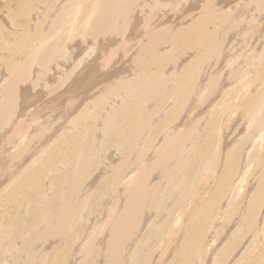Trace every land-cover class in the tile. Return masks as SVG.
I'll list each match as a JSON object with an SVG mask.
<instances>
[{
  "label": "rangeland",
  "instance_id": "rangeland-1",
  "mask_svg": "<svg viewBox=\"0 0 264 264\" xmlns=\"http://www.w3.org/2000/svg\"><path fill=\"white\" fill-rule=\"evenodd\" d=\"M30 1L28 0H25V1L24 0H0V18H1L0 19V84H2L0 85L1 88L4 86H8V85L11 86L13 84L12 78L7 76V75L11 76L10 75L11 72L10 70H8L7 66H4L6 65V63L4 64L3 60L5 59H3V57H5L6 59L7 58L12 59V60H17L19 58L18 60L23 61L24 58L22 57L24 53L26 54L28 52L29 50L27 49L29 48L28 46H31L33 43L32 41L30 42L29 38H27V36L31 37V35L29 36V34H36L38 35V37L39 36L44 37L46 35L44 34V31L50 32V29H51L50 25L53 24L52 22H54L53 20L55 19V17L58 14H60L61 11H65V10L69 12L70 9H73L71 10L73 12L70 11L72 14L68 12L66 13V17H70L71 20L81 23L80 22V15L82 12L81 10L86 9V6L83 9L80 8L79 4H76L74 6L75 3H73L72 0H60V1L59 0H43L44 2L42 0L41 1L40 0H35V1L30 0ZM138 1L140 2L137 5L138 8H134L135 11L137 10L136 14L134 13L135 15H133L132 13V15L133 17L137 15V17H139L143 22L136 18L138 21L133 20L132 23L129 25L130 27L128 28V30H125L121 32L120 34H118L117 36H115L116 37L115 43L117 44L116 47L118 48L119 46L118 48L119 50L118 49L115 50L114 52L115 56H114L113 61L109 62L106 66H104L102 63V65L99 64V67H98V64H96V62L94 61L95 59H98L99 57L98 52L100 53L99 51L100 48L94 49L93 52L90 51V48H88L93 43L92 39L97 38L96 35H95L96 37L94 36L93 38H91L92 34H95L94 32L96 31L98 34H100L102 32V28L105 30L106 27L104 26L105 27L104 28L103 26H101L100 28L101 31L99 30V32H98V28H93L94 29L93 31L89 30L90 33L92 32L91 34L89 33L90 34L89 36L92 42L91 41L88 42V40H85V41L82 40L83 36L85 35L82 36L81 31H84L86 29H82L81 31L74 30V34L75 35L80 34V36L78 35L79 40H77L76 44L73 46L71 45V47L74 50L73 49L70 50L71 48L70 47L68 48V51L70 50L68 53L64 52L63 62H64V65H66V67L68 68L66 69V67L62 65L61 71L64 68L65 73L63 71L62 75H60L63 78V79L61 78L62 79L61 85H60V81H61L60 77L59 76L55 77L54 74H53L54 76L50 75L45 78H42V81H45L47 85H45V83L40 80L38 82L39 86H37V88H35L34 86L35 89H33L32 88L33 86H31L35 82L33 83L26 82L23 84L20 83L18 85L17 93H18V98L20 99L11 100L13 103L17 104V107L14 108V112L13 110L10 112L12 116L10 115L11 121L8 122L10 123L8 124L9 127L7 125L2 126L5 128L2 130V127L0 124V128H1L0 131L2 130L0 132V161L2 160L6 161V163L2 165V167L4 166L2 168L3 171L1 170V172L3 173H0V220H1L0 224L2 225V226L0 225L1 226L0 228V264H50L54 262V261L52 262V260H53V257H56L55 253L57 251L63 252V255H64V259L61 261L60 264H83V263L84 264L85 263L86 264L87 263L88 264H105L104 262L105 257H108L107 253L105 252H108V246L106 242L102 241V239H104V237L106 236V232L105 231L101 232L99 229L100 231L99 233L97 231L98 226H96V224L99 225L100 224L99 221H103L108 215L111 214V212H113V209H115V206H112L114 207L113 209L111 207V205L113 204H110V207L107 205L105 210L103 207H101L103 206L104 203H107L108 200L112 201L110 196L113 192L112 190L113 186L109 187L107 186L106 183H107V180H110L109 178H112L113 175H119L120 179L123 176H125L122 180L125 183L128 182L129 180L132 181V179L136 175L134 178L135 183L133 184L137 185L141 183L143 184L144 187L147 186V188H149V193L151 190V195H152V196H148L147 202L145 204L146 207H144V210H143L145 212L147 211L146 213L143 212V215H142V216H145V220H144V217L140 216L141 220L138 217L137 222L133 221L136 225L139 224L138 227L135 224H133V222L131 223V230H130L131 232L129 236L127 237L128 243L125 244V248H124L125 257L129 249V244L133 245L132 246L133 249L131 247V250H132L130 252L131 257L124 258L126 260L125 264H159V263L160 264H178L179 262L180 264H187V263L188 264L189 263L190 264H219V263L220 264H238V263L256 264V262L257 264H264V240L263 242L259 241L255 244L252 238L251 231H250L251 228L248 226L249 225L248 220H250L249 212L252 210H254L253 214H254L255 222L256 224H259L260 229L263 224L261 223L263 221L261 219H264V216H262L264 215V209H263L264 208L263 206L264 205V178L262 177V175L264 176V173L262 172L264 171V160H263L264 159V104H263L264 103V82H263L264 81V78H263L264 77V40H262V38H264V11L258 12L256 10V6H255L256 0H217V2H215L216 0H214L215 2L214 4H213V1L211 0H200V1L199 0H169V1L168 0H154V3H155L154 5L151 4V2L150 3L144 2L147 0H144V1L138 0ZM138 1L136 3H138ZM171 1L172 2L174 1V2L171 3ZM84 2H82L81 5H84ZM41 3L43 5H41ZM44 3L46 4L44 5ZM148 3L150 6L146 5ZM208 3L210 5H208ZM242 4L244 5L249 4L248 8L247 7L245 8L246 10H248V11L245 10L246 15L248 17L246 19V22L250 19L253 24L251 27L253 28H251L252 30H250L249 29L250 27L248 28L245 25L242 26L238 35L236 34V37L238 38L236 39L237 41L234 40L235 42H233L235 45L233 43L232 45H230L231 44L230 42H232V38H234V36H231L232 38L230 37L227 39L225 46L222 45L223 47L220 48L219 51H221V53L219 52L218 54L216 53L214 54V52L212 51L209 54H207V53H203V49H202V52L200 50H195L191 54H189L190 52H188L186 48H183L182 46L177 47L176 45L172 43L174 40L173 37L175 36V34L172 33L174 29L179 30L177 28L185 27L187 24L188 25L192 24L193 23L192 21L195 20L198 16H200L199 14H202L203 12H205V10H208V8L213 10V13L211 14L213 20L217 16L219 17L218 22L215 21L217 24L210 27V31L214 30L215 28H217L216 29L217 31L219 25L221 28L223 27V25L225 26L227 24V23L225 24L223 20L224 14H230L234 12L236 14L239 6H241ZM151 5L157 6V8L153 6L151 7ZM73 6L76 8V10L74 9ZM78 6L79 8L77 10ZM144 6L147 7L146 10L144 9L145 8ZM97 7L98 6H96V9H97L96 11L99 12L100 10H98L99 8ZM204 7L206 9H204ZM56 8L57 9L59 8L60 10H57ZM34 9L37 11H35ZM147 9H149L148 11H150V13L147 11ZM20 10L22 11L21 15H20V12H21ZM177 10H179L180 12ZM54 11H56V13H54ZM76 11L78 14L76 13ZM79 11L81 12L79 13ZM142 13L143 14L149 13L150 16H148L149 14H147L145 15L146 17H142L143 15ZM140 14L142 15L140 16ZM256 14L257 15L262 14V15L255 16ZM154 15H155V20H154ZM31 18L33 19L34 23L32 22ZM51 18H53L52 22H51ZM257 19H258V22H257ZM156 20L157 22L158 21L159 22L157 23ZM219 21H221L222 23ZM29 22L30 23L32 22V23L30 24ZM78 23H76L74 27L81 28V25ZM155 24H157V26L153 27ZM166 24L168 25L170 24V25L167 26ZM146 25L147 26L149 25V28L153 27L151 29L153 31H150L145 34L146 35L145 37L147 38L144 42L151 40V38L154 35H157L158 33L159 35L157 37L158 45L162 41H164L163 42L164 45L166 44L164 46L162 43L161 45L163 46L162 47L159 46L158 48L159 51H156L153 54V58L156 60V57L158 55L159 56L164 55L167 58L168 56H173L172 58H168L169 60H172V59L174 60L171 63L169 62V64H167V67H166L167 70L165 71V74H166L165 76L167 78L166 81L163 80L159 82L158 79L161 78V76L157 80L156 78L154 79L153 78L154 71L151 72V69L153 68H149L146 72L141 71L140 75L138 74V72H135L137 69L135 68H134L135 70L133 69L134 67L133 60L131 61L130 59L133 58L134 55L137 54L138 52L137 48L136 50H134V52L132 51L133 53L131 52L132 54L128 58V60L127 58L124 59L122 55L124 52L127 51V50H124V52L121 51L122 48L128 49L126 48V46L127 45L131 46L130 42H132V40L126 37V35L129 33H133L135 29H136L135 33H137V31L141 30ZM164 26H166L165 27L166 29L164 28ZM133 27H135L134 30H133ZM170 27H174V28H171V30H169L171 33L168 36L167 29H169ZM159 29L160 30L162 29V30L159 31ZM114 30L116 29H113L112 31L110 29L111 32H113ZM257 30L261 32L263 31V32L253 34ZM154 31L155 32L157 31V32L155 33ZM222 32L223 31H217V34H220ZM241 32L243 33V35ZM161 33H164V35L165 34L166 35L164 36ZM252 34L253 36L254 35L255 36L252 37ZM142 35L137 34V36H142ZM169 37H172L173 39L171 40V38ZM52 38H50L49 40H52ZM166 40H168V43ZM202 40H204L203 36H201V39L199 40V43L201 44V46H202V43H201ZM39 41L40 43H42L41 40H38V42ZM99 41L102 42L101 39ZM119 42L120 43L122 42L121 46ZM20 43L21 44L24 43L25 45H28V46L19 50V48L17 47ZM43 43H47V42L43 41ZM228 44H229L228 49L230 50L228 51H226L225 49L223 50V48H226ZM87 50L89 54H91V58H90V55L86 53ZM86 54H88L89 56ZM84 55H85V58L83 57ZM179 56H182V57H179ZM176 58L179 61L177 65H173ZM81 60L83 61L84 64L82 63ZM80 64L81 66H79ZM86 66H89V67L87 68ZM185 66L186 68H184V70H185V73L187 72V75L189 74L188 75L189 79L191 77L190 81L191 80L193 81L194 77L198 79L197 80L195 78V80L193 82H189V84L191 86H194L195 84H197V81H198L200 86L204 88L202 89L203 93L202 92H201L202 94L200 93L201 95L199 93L197 94V95H200L199 98L201 97L200 99L198 98V100H196L198 103L195 101L197 104L195 105L193 104L191 108L189 107L185 110V107H186L185 105L187 102L186 101L185 104H182V106L180 107L181 109L182 108L184 109H182V112L180 110L179 115H177L178 110L176 111V116H177L176 117L175 115H172V112L175 111L172 108L175 106L173 99H176L175 98L176 95L172 91L173 89H171L172 86H168L169 82L167 83V80L170 81V78H172L170 76L171 75L174 76L175 74L174 77L176 78L175 81L177 82V79L179 80L180 77L182 76L181 74L183 73L182 68ZM96 67L98 68L96 69ZM161 67L162 66L158 68V66H154V68H157V71L160 70ZM89 68H91L90 70H93L95 68L93 70L94 71L93 74L91 75L88 74V71H90ZM77 70L80 72V75L82 74L83 76L82 75L80 76ZM132 71L134 72L132 73ZM258 71L260 72V74ZM7 72H9L10 74L9 73L7 74ZM70 72L71 73L73 72V73L71 74ZM188 72H190L191 74ZM70 74H71L70 79L69 78L66 79L65 75L69 77ZM137 74L139 77H142L143 79L142 78L138 79L139 77L137 76ZM75 75L80 76L79 77L80 81H79V78L77 80L81 83H79L77 80H75L73 83L72 79L75 78ZM177 75L179 76V78L176 77ZM89 76H91L92 80L90 82L88 81V83L87 82L85 83L83 81V79H85L84 77L90 78ZM35 77H36V74L34 73L33 78ZM100 77L101 78L104 77V78L100 80L101 79ZM124 78L127 79V81H125ZM236 78L237 79L239 78V80H237ZM135 79H136V82L134 83ZM154 80H156L157 82L156 83L157 87L163 86L162 88L159 89V92L161 93L160 98H162L163 100L160 98H155L152 100L149 99L151 94L147 91V89L152 90L153 88L152 85H154ZM181 80H179L180 83H181ZM210 80L213 81L214 85H212L213 83H210L212 82ZM140 81H142V83H140ZM145 81L149 83L150 81H152V85L149 83H146ZM76 83L80 84V85L77 84V86L81 87V89L76 86ZM253 83L255 84L254 86H252ZM202 84L204 86H202ZM258 84L259 86H257ZM68 85L70 87H68ZM75 86L77 87L76 90L73 89ZM86 86H88V88H86ZM115 86L116 88H114L115 89L114 90L113 87ZM147 86L149 88H147ZM212 86H215V87H212ZM195 87L196 85L193 88ZM1 88L0 90L2 91ZM108 88L112 89V90L110 89L112 94H110V91ZM84 90H87V91H84ZM104 90H106V92ZM117 90L118 92H121L120 96L122 93H124V95L122 94L121 96L123 99L121 98L117 100L116 96L119 95L118 92H116ZM135 90L136 91L138 90V98L140 101L139 102L137 101L138 103L135 102L133 105V108H131L132 102L129 101L128 103L126 101V98L124 100V96L125 94H127V91L135 92ZM1 91H0V94H2L3 96L4 94ZM107 91L109 92L108 96H107V93H108ZM73 92L76 95H74ZM77 92H80V94H77ZM85 92H87L86 93L87 95L85 94ZM100 92L102 94L105 93L106 98H105V94H104V98L103 97L100 98L99 96L101 95ZM96 93H99V94H96ZM82 94H85V96L83 95L84 97H82ZM185 95L187 96V89H186ZM2 96L0 95V98H3ZM79 96L82 97V100L81 98H78ZM98 96L99 98H97ZM120 96H118V98H120ZM188 96L192 99V101L194 100L193 97L195 96H193V94L192 96L190 95ZM261 96L262 98L260 101L263 102L261 104L262 106L260 105V102H259V99H260L259 97ZM72 97H74L73 101H75V98L77 97L76 98L77 101L75 104L76 107H73L72 110L74 111L70 109L71 115L70 113L68 115V112L65 113L64 106L62 105L67 104L68 102L66 103V101H68V99ZM88 97L92 98L91 100H94V98L95 100L96 99L102 100V98L103 100L104 99L106 100L105 101L96 100V103H98L99 105L95 104V102L93 101L95 105H92L93 103L92 101H90V99H88ZM163 97H165L166 99H164ZM60 98L61 99L63 98L62 99L63 102L61 101ZM207 98H209L210 101ZM183 99L181 102H183ZM122 100L124 103H122ZM87 101L88 103L91 102L92 106H89L90 104L88 105ZM254 101L257 104H254L255 103ZM148 102H150V107H149ZM59 105H60V109L64 111L63 113L61 111L58 112L57 108H59L58 107ZM85 105L86 107L87 106L90 107V111L93 109V111L95 110L99 112L101 116L100 119L105 116L110 117V120L111 119L112 120L111 121L109 120V121L112 124H113L112 121L118 119L117 120L118 122L125 115L127 116V118L124 117L127 121H125V119H122V120L128 123L125 125H121V126L124 129L125 133H130V134L128 136L125 135L123 143L120 142L118 152L117 150L112 152V149H110L112 148V145H114V143L116 142L114 141L113 143V140L110 139L112 136L111 134H113L114 132L113 127L111 125H108L107 129L104 132H102L103 135H99L101 133L96 130L98 129V127L101 128L103 125V124L98 123L99 114H96L97 120L94 119L93 112L91 113L89 112V114L85 116L81 115L80 112L82 109L85 108ZM256 105H258V108L256 107ZM255 107L256 109H259V108L260 109L256 111ZM117 108L120 110V112L121 111H124V112L127 111V112L126 113L121 112L122 115L124 114L122 116L121 113L118 112L119 110ZM142 108H144L147 111V114L146 112H144L145 111L144 109L142 110ZM42 109L44 110L45 113L48 110L49 111L47 113H50V110H51V113H53L56 110V113L57 112L58 113L56 115L55 121L56 120L57 121L53 123L54 120L52 121V117L48 118L49 116H47V113L44 114ZM22 110L24 111L22 112ZM35 110L37 113L35 112ZM116 111L119 113L118 116H117ZM129 112H131V114L133 112V114L131 115ZM64 113L67 114L68 116L65 115ZM128 114L132 116V119L130 121H128ZM109 115H112V116H109ZM186 116H188V118H186ZM37 117L39 118V120L37 119ZM75 118H76V122L79 120L78 125H76V122L69 127H67V125H64L66 122L70 121L71 119L74 120ZM31 119L33 121H31ZM46 119L47 120L49 119L50 122H47ZM37 120H38V123H36ZM94 122H96L95 125L92 124ZM40 123L42 124L53 123V125L52 124L50 125L51 129L47 127L48 130L46 129V131H44L45 133L49 131L47 132V136L44 135L45 138H43V141L46 140L45 143L43 142L44 146H41V147H44V150L42 153L39 152L36 155V154H33L34 151L32 150V148H29L31 145V143L29 142H32V140L30 141V139H32L30 138V136L34 138V136L37 134V132L35 131L36 129L35 127H37ZM59 123L60 125H58ZM141 123H143L144 125ZM96 124H97V127H96ZM134 124H140L141 127H139L137 130L134 131L131 128ZM14 125H16L17 133L13 132L14 133L13 134L12 130L14 128ZM20 125L22 127H25V128L27 127V128L20 131L19 130L21 129ZM221 126H222V129H221ZM32 127L33 129L31 130ZM88 127L90 129L92 128V130H90ZM95 127L97 128L96 130H94ZM28 128L32 132L34 130L33 134L35 135H33L32 132L30 134ZM154 129L160 132L158 134L155 133V135L157 136L152 134L154 133ZM27 130L29 132V135L26 134L28 133L26 132ZM63 130H66V132L64 133ZM61 131L63 132L62 134H61ZM95 132L98 133L96 134L97 138H100L101 140L99 139L100 142L97 141L98 143H95L94 148L95 149L98 148V150H101V151L97 150L95 151V154H93L92 146H93L94 140L91 136H94ZM182 132L183 133L189 132L190 135L188 134L187 138L182 142V144H179L178 147H177L178 142L177 144L173 145L174 159L171 162V167H170V170L167 172V175L161 178L160 177L161 174H155V173H158V172H155V168L153 170H150L149 168L147 169L145 164L143 163H146V164L152 163L154 157L158 154L157 152L158 149L157 150L155 149V145L157 146L158 143H160L161 141H165V138L167 139V137L170 139L172 137H175L176 134L178 135L182 134ZM55 136H57V138ZM60 136L62 137L61 139H60ZM136 137H139L140 141L137 144H134ZM53 139L55 140L53 141ZM57 139H60V140L56 141ZM17 140L19 141L22 140V141L20 143ZM50 140H52V142ZM111 140L112 142H110ZM14 142H16V144ZM36 142L37 141H35V143ZM14 144H15V147H14ZM171 144H173V142ZM197 144L199 145L203 144V145L199 146ZM16 145H18L19 147ZM34 145H32V147ZM146 145H151L152 148L151 147H150L151 149L148 148L145 154L141 153L146 147ZM83 146L88 147V150L86 148L85 149L83 148V149L86 150L85 154L87 153L91 155V161L95 159V162H93L92 164L94 170L92 166H90L91 168L89 169L87 167L85 170L84 176H86L85 177L86 184H87L86 189H89V191L84 195L86 197H84L83 200H80L79 207H78L79 210H75L73 214L75 216H73V219H71L73 223L69 220L67 224L69 225L68 227L66 226L64 221L58 222L56 219L61 217L60 212H61V207L63 204V201H61V199L63 198L62 200H64L65 198L63 197V195L64 196L67 195L65 192L69 194L68 190L70 189V184H67V182L70 181L69 173L71 170L65 173V175L60 179V181L53 182L52 181L53 178L60 175L61 171L63 172L66 171L67 166L59 165L58 167L57 164L53 163L55 161L50 162L48 161V159H49L50 154L54 152H57V153L64 152L69 147L71 149H74L75 152H76V149H77V152H82ZM198 146L200 147V149L203 148V151H202L203 154L199 155L200 158L199 156H197V154H199L197 153L199 149ZM79 148H81L82 150ZM204 149H207V150H204ZM151 150H153L152 152L154 153H152ZM141 154H143L144 156V158L142 156L143 162L137 163L138 161L136 162V159L138 158L140 160ZM230 157L236 158V165H235L234 171H231L228 173L227 171L229 167L231 166L229 162ZM47 162L48 164L45 165ZM42 165L43 167H41ZM140 165H144L145 167L143 166L140 167ZM110 166H114L115 170L110 169L109 171ZM168 166H169V163H168ZM5 169H8V170H5ZM188 169L191 173L189 171H186ZM214 169L216 171H214ZM40 170H42L40 174L41 176L38 175V172ZM87 171L89 172V174ZM143 171H145V173ZM187 172L189 173L187 174ZM151 173L154 174L153 177ZM224 173H226V175L222 179V175ZM238 173L239 175H237ZM35 174L38 175V178H36L38 180L37 188L35 186L31 187V183L30 184L28 183L30 178H27ZM90 175H92V177ZM211 175H213L212 179L210 178ZM240 175L243 176L244 178L241 177ZM173 176H176L177 180H174ZM235 177H236V180H233ZM198 178H200V180ZM23 180H26L27 182L21 183V181ZM204 180L205 182H203ZM220 180H225L226 182H228L227 183L228 186L226 185V187L222 189L221 195L216 193L219 188L218 184L220 183ZM233 181L236 183H233ZM240 181L241 183L239 184L238 182ZM71 183H74V182H71ZM119 185H120V182H119ZM56 188L60 189L61 192L65 193V194L64 193L61 194V199H60V195L57 198L52 196L54 195ZM153 188H154V191H153ZM123 190L125 191V189ZM204 191L205 193L207 191V193L205 194ZM128 193L130 194V191L127 192V196L129 195ZM226 193L227 194L229 193L230 195V196L227 195L228 198L226 197ZM213 194L215 196V199H214ZM124 195H122L123 197L121 199L123 202H125L124 199L126 200L125 197H127L126 194ZM216 195L218 198L216 197ZM53 198L56 199L58 203L60 202L59 204L61 205L59 206L58 204H56ZM213 201H216V202L214 203ZM123 202H121V205L124 204ZM121 205L117 206V208L120 209L122 207ZM221 205L222 206L224 205V206L222 207ZM152 206L154 207L152 208ZM184 206H186L187 208L184 209ZM174 207H175V211H173ZM210 208H213V209H210ZM108 209H110V211H108ZM178 209H181V210H178ZM258 209L260 210L263 209V210L259 212ZM210 210L212 212L217 211L215 212V214L216 215L219 214V217H217L218 215L212 216V217L213 218L215 217V219L217 217L218 221L215 222L214 228L209 227L208 231L207 230L205 231V228H204V232H202L203 231L202 225L200 226L198 225L197 217L200 215L202 218H205L204 212L206 211L207 213H211ZM181 211L183 212L182 213L183 216L180 213ZM114 214H112V218H114L115 216ZM101 215L103 216L105 215L104 218ZM178 215H179V218H178ZM78 218H80V220ZM101 218H103V220ZM178 225L181 227V229ZM94 227L96 228V230L94 229L95 231L93 230ZM51 228H53V230ZM55 228H56V231L55 233H53ZM201 229H202L201 231L202 233L200 232ZM2 230L4 233L2 232ZM138 230L140 231L139 233H137ZM198 232L202 234L201 235L202 238L198 237L199 240L197 241L199 242H196L195 237L197 239L196 234ZM87 237L89 238V240ZM95 237H97L96 240H95ZM263 238L264 237H262V239ZM88 241L89 243L91 241L93 242L91 243V245L86 246L85 243L87 244ZM194 242H195V245H194ZM209 242H211L212 244L210 245ZM102 243L103 245H101ZM206 243H208L209 246H207L206 249H204L206 246L205 245ZM199 244H202V245H199ZM65 246H67L66 248L67 250H65L64 252L63 248ZM200 246L203 249L200 248ZM210 246L211 247L213 246V247L211 248ZM59 247H62V248L59 249ZM167 248L168 249L170 248V249L168 250ZM186 248H188L186 255H185L186 258H182V256L179 255L180 251L184 252L185 251L184 249ZM249 251H252V254H249ZM103 253H105L106 255ZM173 254L174 256H172ZM160 255L161 257H159ZM72 260L73 262H71Z\"/></svg>",
  "mask_w": 264,
  "mask_h": 264
},
{
  "label": "bare ground",
  "instance_id": "bare-ground-1",
  "mask_svg": "<svg viewBox=\"0 0 264 264\" xmlns=\"http://www.w3.org/2000/svg\"><path fill=\"white\" fill-rule=\"evenodd\" d=\"M25 1V0H24ZM28 1H30V0H28ZM32 1H35V0H32ZM41 1V0H40ZM43 1V0H42ZM60 1V0H59ZM84 2V5H81L82 4V2ZM138 0H93V1H91V0H87V2H86V0H72V2L73 3H75L74 4V6L76 5V4H79V6H80V8H84L85 6H86V9L84 10H81V11H79V13L81 12V15H80V22L81 23H78L77 21H74V20H71L70 19V17H66V13L68 12V11H61V13L60 14H58L57 16H56V14H55V19L53 20L54 22H52V19L53 18H51V22L53 23L52 25H50L51 27V29H50V32H46V31H44V34H46L44 37H42V36H39L38 37V35H36V34H29V33H27V34H29V36L31 35V37H28L27 36V38H29L30 39V42L32 41L33 43H32V45L31 44H29V45H31V46H28V45H25L24 43H20L19 45H18V47L17 48H19V50L20 49H23L24 47H26V46H28L29 48H27V49H29L28 50V52L25 54L24 53V55H23V57L22 58H24L23 59V61H21V60H12V59H6L5 57H3V59H5V60H3V62H4V64L6 63V65H4V66H7V68H8V70H10V72H11V74L9 73V72H7V74L9 73L11 76H9V75H7L8 77H11L12 78V80H13V84L11 85V86H4V87H2L1 88V86H0V88L2 89V91L1 92H3V96H2V94H0L3 98H0V124H1V127L2 126H5V125H7L8 126V124H10V123H8L9 121H11V119H10V117L12 116L11 115V111L13 110V112H14V108L15 107H17V104H15V103H13L11 100H16V99H20V98H18V93H17V87H18V85L21 83V84H23V83H26V82H30V83H33V82H35V83H33V85H31V86H33L32 88L33 89H35V88H37V86H39V81L41 80L42 81V78H45V77H47V76H54L55 75V77H60V85H61V82H62V77L60 76V75H62V72L64 71V68H63V70L61 71V69H62V65H64V60H63V56H64V52H66V53H68L71 49H73L72 47H71V45L73 46V45H75L76 44V42H77V40H79V38H78V35L80 36V34H78V35H75L74 34V30H78V31H81L82 29H86V30H84V31H81L82 32V36L83 35H85V36H83V38L84 37H86V38H82V40H88V42L89 41H91V39H90V34L92 33H90V31L92 30H94L93 28H98V32H99V30H100V28H101V26H105L104 28H105V30L102 28V32L100 33V34H98L97 33V31L96 32H94L95 34H92V36H91V38H93L95 35L97 36V38H95V39H92V41H93V43L91 44V46L90 47H88V48H90V51H92L93 52V50L94 49H99V51H100V53L98 52V54H99V57H98V59H95L94 61L96 62V64H98V67H99V64H101L102 65V63H103V65L104 66H106L109 62H111V61H113V59H114V52H115V50L116 49H118L119 48V46H118V48L116 47V43H115V39H116V37L115 36H117L118 34H120L121 32H123V31H125V30H128V28L130 27L129 25L132 23V21L133 20H136V21H138L137 19H139V20H141L139 17H137V15L136 16H134L133 17V15H135L136 14V11L134 10V8H138V4L140 3L139 1H138V3H136ZM144 1V0H143ZM169 1V0H168ZM200 1V0H199ZM211 1H213V4L215 3V2H217V0L214 2V0H211ZM31 2V1H30ZM44 2V1H43ZM69 2V1H68ZM71 2V1H70ZM89 2V3H88ZM144 2H151V4H155L154 3V0H147V1H144ZM158 2V1H157ZM174 2V1H173ZM172 1H171V3H173ZM197 2V1H196ZM27 3V2H26ZM29 3V2H28ZM149 3L148 4H146V5H148V6H150L149 5ZM159 3V2H158ZM182 3V2H181ZM181 3H180V5H181ZM30 4V3H29ZM46 3H44V5H45ZM100 4V5H99ZM144 4V3H143ZM161 4V3H160ZM192 4H193V2H192ZM253 4V3H252ZM28 5V4H27ZM26 5V6H27ZM41 5H43L42 3H41ZM98 6L97 8H99L98 10H100L99 12H97L96 10V6ZM141 5H142V3H141ZM145 5V4H144ZM153 5H151V7L153 6ZM179 5V4H178ZM190 5V4H189ZM208 5H210L209 3H208ZM26 6H25V8H26ZM31 6V5H30ZM66 6V5H65ZM73 6V7H74ZM79 6L77 7V10H78V8H79ZM135 6H137V7H135ZM169 6H170V4H169ZM203 6H205V5H203ZM207 6V5H206ZM248 6H249V4L248 5H244V4H242L241 6H239V8H238V11L236 12V14H235V12L234 13H230V14H224V22H225V26L223 25V27H221L220 28V25L218 26V30L217 31H223L222 33H220V34H217V31H216V29L217 28H215L214 30H212V31H210V27L211 26H213V25H216L217 23L215 22V21H217L218 22V20H219V17L217 16L214 20H213V18H212V13H213V10H211L210 8H208V10H205V12H203L202 14H199L200 16H198L195 20H193L192 22H190V23H192V24H187L185 27H180V28H177V29H179V30H173V32L172 33H174L175 34V36L173 37L174 38V40H173V44L174 45H176L177 47L178 46H182L183 48H186L187 49V51L188 52H190L189 54H191L193 51H195V50H200L201 52H202V49H203V53H207V54H209L210 52H214V54L216 53V54H218L219 52L221 53V51H219L220 50V48H222L223 46H225V44H226V41H227V39L228 38H230L231 36H234V38H232V42H230L231 44L230 45H232V43L233 42H235V41H237L236 39H238L237 37H236V34L238 35V33L240 32V29H241V27L242 26H246V27H250L249 29L250 30H252L251 28H253V27H251L253 24H252V22H251V20L249 19L247 22H246V19L248 18L247 17V15H246V12H245V8L247 7L248 8ZM255 6H256V10L258 11V12H263L264 11V0H256L255 1ZM39 7V6H38ZM55 7V6H54ZM57 7V6H56ZM68 7V6H67ZM66 7V8H67ZM145 7V6H144ZM153 7H156L157 8V6H153ZM179 7V6H178ZM185 7V6H184ZM184 7H183V9H184ZM187 7H189V6H187ZM191 7V6H190ZM33 8V7H32ZM65 8V9H66ZM146 8L147 7H145L144 9L146 10ZM167 8H169V7H167ZM57 9V8H56ZM63 9H64V7H63ZM74 9L76 10V8L74 7ZM102 9V10H101ZM144 9H143V11H144ZM155 9V8H154ZM181 9V8H180ZM204 9H206L205 7H204ZM22 10V9H21ZM20 10V11H21ZM35 10V9H34ZM55 10V9H54ZM57 10H60L59 8L57 9ZM71 10H73V9H70V11ZM140 10V9H139ZM149 9H147V11H148ZM27 11V10H26ZM35 11H37V10H35ZM38 11H40V10H38ZM68 12V13H71V12H73V11H71V12ZM142 11V12H143ZM155 11V10H154ZM157 11V10H156ZM177 11H179V10H177ZM184 11V10H183ZM246 11H248V10H246ZM51 12H52V10H51ZM149 13H150V11H148ZM174 12V11H173ZM172 12V13H173ZM180 12V11H179ZM179 12H178V14H179ZM195 12V11H194ZM193 12V13H194ZM17 13V12H16ZM16 13H15V15H16ZM54 13H56V11H54ZM59 13V12H58ZM74 13H75V11H74ZM76 13H77V11H76ZM132 13H133V15H132ZM135 13V14H134ZM144 13V12H143ZM142 13V14H143ZM149 13H146V14H140V16L142 15V17H146L145 15H147V14H149ZM154 13V12H153ZM152 13V14H153ZM157 13V12H156ZM156 13H155V15H156ZM169 13V12H168ZM200 13V12H199ZM255 13H256V11H255ZM19 14V13H18ZM22 14V11L20 12V15ZM72 14V13H71ZM78 14V13H77ZM138 14V13H137ZM151 14V15H152ZM164 14V13H163ZM190 14V13H189ZM249 14V13H248ZM54 15V14H53ZM74 15V14H73ZM155 15H154V20H155ZM188 15V14H187ZM193 15H195V14H193ZM262 14H256L255 16H261ZM23 16H24V14H23ZM33 16V15H32ZM36 16V15H35ZM95 16V17H94ZM148 16H150V14L148 15ZM167 16V15H166ZM179 16V15H178ZM141 17V18H142ZM221 17V16H220ZM6 18V17H5ZM73 18V17H72ZM137 18V19H136ZM150 18V17H149ZM151 18H152V16H151ZM253 18H255V17H253ZM252 18V19H253ZM1 19V18H0ZM16 19V18H15ZM30 19V18H29ZM32 19V18H31ZM147 19V18H146ZM145 19V20H146ZM165 19V18H164ZM149 20V19H148ZM170 20V19H169ZM221 20H222V18H221ZM226 20V21H225ZM5 21V20H4ZM34 21H35V19H34ZM142 21V20H141ZM147 21V20H146ZM171 21V20H170ZM169 21V22H170ZM32 22H33V19H32ZM31 22V23H32ZM84 22V23H83ZM143 22V21H142ZM145 22V21H144ZM152 22V21H151ZM156 22H157V20H156ZM159 22V21H158ZM157 22V23H158ZM168 22V21H167ZM219 22H221V21H219ZM257 22H258V19H257ZM262 22V21H261ZM2 23V22H1ZM30 23V22H29ZM28 23V24H29ZM30 23V24H31ZM34 23V22H33ZM76 23H78V24H80L81 25V28H76V27H74L75 25H76ZM149 23V22H148ZM222 23V22H221ZM255 23H256V21H255ZM140 24V23H139ZM142 24H144V23H142ZM159 25V24H158ZM167 26H169L168 24H166ZM171 25H173V24H171ZM222 25V24H221ZM134 26V25H133ZM143 26V25H142ZM147 26V25H146ZM146 26H144L141 30H139V31H137V33H135V30H134V28L135 27H133V30H134V32L133 33H129V34H127L126 35V37H128V38H130L131 40H132V42H133V44H132V42H130L131 43V46H129V45H127L126 46V48H128V49H123L122 48V50L121 51H123L124 52V50H127L126 52H124L122 55H123V57H124V59H126L127 58V60H128V58L131 56V54L134 52V50H136V48L138 49V52H137V54L136 55H134V57L133 58H131L130 60L132 61L133 60V64H134V67H133V69L135 68V69H137L135 72H138V74L140 75V73H141V71L142 72H146L149 68H153V69H151V72H153L154 71V73H153V78L155 79L156 78V80L161 76V78H159L158 79V81L160 82V81H163V80H165L166 81V74H165V71L167 70L166 69V67H167V64H169V62L171 63L174 59H172V60H169L168 58H172L173 56H168V58L167 57H165L164 55H161V56H157L156 57V60L153 58V54L156 52V51H159V46H163L164 45V41H162L163 40V38H165V37H163L162 38V42L158 45V41H157V37L159 36L158 35V33H157V35H154L152 38H151V40H149V41H146V42H144L145 40H146V38L147 37H145L146 35V33H148V32H150V31H153V30H151L153 27H155V26H157V24H155L153 27H150L149 28V25L146 27ZM175 26V25H174ZM10 27H12V26H10ZM16 27V26H15ZM166 26H164V28H165ZM257 27V26H256ZM258 27H260V26H258ZM157 28V27H156ZM160 28H161V26H160ZM162 28H163V26H162ZM168 28V27H167ZM171 28H174V27H170L169 29H167L168 30V36H169V34L171 33L169 30H171ZM220 28V29H219ZM5 29V28H4ZM110 29H111V31L113 30V29H116V30H114L113 32H111L110 31ZM166 29V28H165ZM239 29V30H238ZM11 30V29H10ZM90 30V31H89ZM162 30V29H161ZM160 29H159V31H161ZM250 30H249V32H250ZM260 30V29H259ZM101 31V30H100ZM164 31V30H163ZM166 31V30H165ZM176 33H175V32ZM38 32V31H37ZM46 32V33H45ZM86 32V33H85ZM127 32V31H126ZM155 32V31H154ZM157 32V31H156ZM155 32V33H156ZM248 32V33H249ZM259 32H261V31H255L253 34H257V33H259ZM263 32V31H262ZM261 32V33H262ZM21 33V32H20ZM30 33H32V32H30ZM78 33V32H77ZM90 33V34H89ZM97 33V34H96ZM103 33V34H102ZM128 33V32H127ZM160 33V32H159ZM242 33V32H241ZM5 34V33H4ZM9 34V33H8ZM87 34V35H86ZM124 34V33H123ZM137 34L138 35H142V34H144V35H142V36H137ZM162 35H164V33H161ZM174 34H172V35H174ZM253 34H252V37H254L253 36ZM7 35V34H6ZM137 37H136V36ZM153 35V34H152ZM166 35V34H165ZM164 35V36H165ZM242 35H243V33H242ZM25 36V35H24ZM77 36V37H76ZM95 36V37H96ZM123 36V35H122ZM150 36V35H149ZM161 36V35H160ZM201 36H203V39L204 40H202L201 41V43H202V46H201V44L199 43V40L201 39ZM210 36V37H209ZM53 37V38H52ZM120 37H121V35H120ZM3 38V37H2ZM26 38V39H27ZM50 38H52V40H49ZM169 38H171V40L173 39L172 37H169ZM75 39H76V41H75ZM102 40V42L101 41H99V40ZM161 39V38H160ZM165 39H167V38H165ZM35 40V41H34ZM38 40H41V42L42 43H40V41L38 42ZM46 41L47 43H43V41ZM120 40V39H119ZM170 40V41H171ZM235 40V41H234ZM262 40H264V38H262ZM64 41H66V42H64ZM91 41V42H92ZM167 41V43H168V40H166ZM165 41V42H166ZM229 41V40H228ZM231 41V40H230ZM21 42V41H20ZM25 42V41H24ZM81 42V41H80ZM100 42V43H99ZM144 42V43H143ZM160 42V41H159ZM120 43V42H119ZM125 43V42H124ZM163 43V45H161ZM258 43V42H257ZM121 44H122V42L120 43V46H121ZM127 44V43H126ZM182 44V45H181ZM234 44V43H233ZM158 45V46H157ZM166 45V44H165ZM164 45V46H165ZM169 45V44H168ZM223 45V46H222ZM235 45V44H234ZM262 45H263V43H262ZM124 46V45H123ZM228 46H229V44L227 45V47L226 48H223V50L225 49L226 51H228V50H230V49H228ZM71 47V48H70ZM83 47H85V46H83ZM157 47V48H156ZM68 48H70V50L68 51ZM180 49H182V48H180ZM9 50V49H8ZM74 50V49H73ZM89 50V49H88ZM88 50H87V52L86 53H88L89 54V52H88ZM119 50V49H118ZM191 50V51H190ZM5 51V50H4ZM86 51V50H85ZM133 51V52H132ZM165 51V50H164ZM166 51H167V49H166ZM9 52V51H8ZM132 52V53H131ZM180 52V51H179ZM178 52V53H179ZM182 52V51H181ZM223 52H225V51H223ZM222 52V53H223ZM230 52V51H229ZM7 53V52H6ZM74 53V52H73ZM177 53V52H176ZM227 53V52H226ZM232 53V52H231ZM88 54H86V55H88ZM90 55V58H91V54H89ZM88 55V56H89ZM94 55V54H93ZM220 55V54H219ZM66 56V55H65ZM71 56H73V55H71ZM176 56V55H175ZM214 56V55H213ZM247 56V55H246ZM56 57H57V59H56ZM70 57V56H69ZM84 58H85V55L83 56ZM117 57V56H116ZM115 57V58H116ZM179 57H182V56H179ZM82 58V57H81ZM89 58V57H88ZM199 58V57H198ZM205 58V57H204ZM214 58V57H213ZM16 59V58H15ZM21 59V58H20ZM78 59V58H77ZM206 59V58H205ZM247 59V58H246ZM71 60V59H70ZM73 60V59H72ZM202 60H203V58H202ZM79 61V60H78ZM77 61V62H78ZM82 61V60H81ZM115 61V60H114ZM126 61V60H125ZM124 61V62H125ZM178 61L179 60H177V58H176V60H175V62L173 63V65H177V63H178ZM77 62H76V64H77ZM98 62V63H97ZM195 62V61H194ZM198 62V61H197ZM237 62V61H236ZM66 63V62H65ZM75 63V62H74ZM82 63H83V61H82ZM114 63V62H113ZM199 63H201V62H199ZM244 63V62H243ZM84 64V63H83ZM92 64V63H91ZM132 64V65H133ZM246 64V63H245ZM95 65V64H94ZM116 65V64H115ZM129 65V64H128ZM244 65V64H243ZM65 67H66V65H64ZM79 66H81V64L79 65ZM117 66V65H116ZM154 66H158V68L160 67V66H162L161 67V69L160 70H158L157 71V68H154ZM87 68L89 67V66H86ZM98 67H96V69L98 68ZM122 67V66H121ZM68 67H66V69H67ZM105 68V67H104ZM113 68V67H112ZM184 68H186V66L185 67H183L182 68V71H183V73H181L182 74V76L180 77V79L179 80H181V83H180V81L177 79V82L175 81L176 80V78L174 77L175 76V74H174V76H170V77H172V78H170V81H168L167 80V83H168V86H172V88L171 89H173L172 91L175 93V95H176V99H173V102H174V104H175V106L172 108L173 110H175L174 112H172V115H175L176 116V111H177V115H179V112H180V110H181V112H182V109H184V108H180L181 106H182V104H185V102H186V107H185V110L187 109V108H191V106L194 104H197L198 102L196 101V100H198V98H199V96L203 93L202 92V89L204 88H202L201 86H200V84H199V82L197 81V84H195L196 85V87L195 88H193L194 86H191L190 84H189V82H193L194 80H195V78L196 77H194V80L192 81H190V79H191V77H190V79H189V74L187 75V72L185 73V70H184ZM196 68V67H195ZM79 69V68H78ZM91 68H89V70H90ZM95 69V68H94ZM93 69V70H94ZM134 69V70H135ZM181 69V68H180ZM3 70V69H2ZM71 70V69H70ZM93 70H90V71H88V74L89 75H91V74H93ZM155 70H156V72H155ZM189 70V69H188ZM197 70H198V68H197ZM261 70H262V68H261ZM78 71V70H77ZM98 71V70H97ZM108 71V70H107ZM111 71V70H110ZM124 71H126V70H124ZM181 71V70H180ZM180 71H179V73H180ZM181 71V72H182ZM187 71V70H186ZM203 71V70H202ZM241 71V70H240ZM134 71H132V73H133ZM194 72V71H193ZM196 72V71H195ZM198 72V71H197ZM259 72V71H258ZM262 72V71H261ZM34 73L36 74V77L35 78H33V75H34ZM64 73H65V71H64ZM71 73V72H70ZM73 73V72H72ZM71 73V74H72ZM188 73H190V72H188ZM203 73V72H202ZM237 73V72H236ZM54 74V75H53ZM71 74L69 75V77H67L66 75H65V77H66V79H70V76H71ZM77 74V73H76ZM78 74L80 75V72L78 71ZM138 74H137V76H138ZM180 74V75H181ZM191 74V73H190ZM200 74V73H199ZM198 74V75H199ZM238 74H239V72H238ZM259 74H260V72H259ZM258 74V75H259ZM262 74V73H261ZM4 75H6V74H4ZM79 75H75V78L74 79H72L73 80V83H74V81L75 80H77L80 76ZM103 75H105V74H103ZM102 75V76H103ZM109 75V74H108ZM121 75H123V74H121ZM124 75H126V74H124ZM198 75H196V76H198ZM14 76V77H13ZM83 76V75H82ZM93 76V75H92ZM101 76V75H100ZM200 76V75H199ZM204 76V75H203ZM239 76H240V74H239ZM239 76H237V77H239ZM90 78H88V77H84L85 79H83V81L86 83H88V81L90 82L92 79H91V76H89ZM129 77V76H128ZM139 77V76H138ZM176 77H178L179 78V76L177 75ZM62 78V79H61ZM73 78V77H72ZM82 78V77H81ZM94 78V77H93ZM97 78V77H96ZM101 78V77H100ZM102 78H104V77H102ZM102 78L100 79V80H102ZM140 78H142V77H139L138 79H140ZM165 78V79H164ZM199 78V77H198ZM240 78H241V76H240ZM264 78V77H263ZM263 78H261V79H263ZM2 79V78H1ZM9 79V78H8ZM33 79V80H32ZM48 79V78H47ZM89 79V80H88ZM95 79V78H94ZM98 79V78H97ZM125 79V78H124ZM143 79V78H142ZM141 79V80H142ZM197 79V78H196ZM237 79V78H236ZM244 79V78H243ZM260 79V80H261ZM45 80V79H44ZM58 80H59V78H58ZM107 80V79H106ZM156 80H154V85H152V81H150V83L149 82H146V83H149V84H151L152 86H153V88H152V90L150 89H147V91L151 94V96L149 97V99L150 100H152V99H155V98H160L161 97V93L159 92V89L160 88H162L163 86H158L157 87V85H156ZM198 80V79H197ZM237 80H239V78L237 79ZM241 80V79H240ZM3 81V80H2ZM6 81V80H5ZM56 81V80H55ZM65 81V80H64ZM78 81V80H77ZM79 81H80V78H79ZM78 81V82H79ZM113 81V80H112ZM125 81H127V79H125ZM143 81V80H142ZM142 81H140V83H142ZM149 81V80H148ZM207 81V80H206ZM210 81H212V80H210ZM217 81V80H216ZM42 82H44L45 83V85H47L46 84V82L45 81H42ZM48 82V81H47ZM70 82V81H69ZM83 82V83H84ZM98 82V81H97ZM104 82V81H103ZM136 82V79L134 80V83ZM257 82V81H256ZM256 82H255V84H256ZM264 82V81H263ZM11 83V82H10ZM55 83V82H54ZM66 83H67V81H66ZM65 83V84H66ZM79 83H81V82H79ZM79 83H76V86H77V84H79ZM84 83V84H85ZM92 83V82H91ZM93 83H95V82H93ZM116 83H117V81H116ZM208 83V82H207ZM210 83H213V81L212 82H210ZM41 84V83H40ZM51 84V83H50ZM64 84V85H65ZM70 84V83H69ZM102 84V83H101ZM161 84V83H160ZM193 84V83H192ZM206 84V83H205ZM254 83H253V85L252 86H254L255 85ZM0 85H2V84H0ZM44 85V86H45ZM56 85V84H55ZM54 85V86H55ZM80 85V84H79ZM92 85V84H91ZM90 85V86H91ZM209 85V84H208ZM212 85H214V83L212 84ZM34 86H35V88H34ZM73 86H74V84H73ZM74 87L73 89H75L76 90V88L78 87ZM85 86V85H84ZM89 86V87H90ZM105 86V85H104ZM104 86H102V87H104ZM113 86V85H112ZM202 86H204L203 84H202ZM207 86V85H206ZM205 86V87H206ZM257 86H259V84L257 85ZM60 87V86H59ZM58 87V88H59ZM68 87H70L69 85H68ZM118 87V86H117ZM156 87V88H155ZM212 87H215V86H212ZM78 88H80L81 89V87H78ZM83 88V87H82ZM86 88H88V86H86ZM86 88H84V89H86ZM112 88V87H111ZM110 88V89H111ZM114 88H116V86L115 87H113V89ZM119 88V87H118ZM140 88V87H139ZM147 88H149L148 86H147ZM231 88V87H230ZM32 89V90H33ZM62 89V88H61ZM67 89V88H66ZM104 89V88H103ZM109 89V88H108ZM109 89V91H110V94H112L111 93V90ZM186 89H187V96L185 95L186 94ZM212 89V88H211ZM37 90V89H36ZM74 90V91H75ZM102 90V89H101ZM115 90V89H114ZM113 90V91H114ZM213 90H214V88H213ZM212 90V91H213ZM60 91V90H59ZM82 91H83V89H82ZM84 91H87V90H84ZM100 91V90H99ZM105 92H106V90H104ZM103 91V92H104ZM112 91V92H113ZM190 91H192V92H190ZM211 91V92H212ZM33 92V91H32ZM76 92V91H75ZM108 92V91H107ZM116 92H118V90L116 91ZM116 92H115V94H116ZM202 92V93H201ZM208 92V91H207ZM215 92V91H214ZM227 92V91H226ZM74 93V92H73ZM82 93V92H81ZM87 92H85V94H86ZM101 93V92H100ZM114 93V92H113ZM120 93L121 92H118V96H120ZM200 94V95H197V94ZM224 93H225V91H224ZM77 94H80V92H77ZM85 94H82V97H84L85 96ZM96 94H99V93H96ZM104 94L105 93H101V95H99L100 96V98L101 97H103L104 98ZM108 94H109V92L107 93V96H108ZM123 95H124V93H122ZM122 94H121V96H122ZM192 94H193V96H195V97H193L194 98V100L192 101V99L188 96V95H190V96H192ZM65 95V94H64ZM67 95H68V93H67ZM74 95H76L75 93H74ZM84 95V96H83ZM87 95V94H86ZM173 95V94H172ZM263 95V94H262ZM50 96V95H49ZM99 96L97 97V98H99ZM115 96V95H114ZM114 96H113V98H114ZM118 96H116L117 97V100L118 99H121L122 97L120 96V98H118ZM184 96H185V98H184ZM24 97V96H23ZM48 97V96H47ZM52 97V96H51ZM56 97H57V95H56ZM63 97V96H62ZM69 97V96H68ZM68 97H66V98H68ZM75 97V96H74ZM74 97H72V98H69L68 99V101H66V103L67 104H63L62 106H64V111H65V113H67L68 112V115H69V113H70V109L72 110L73 109V107H76L75 106V104H76V98H75V101H73V98ZM82 97L81 96H79L78 98H81V100H82ZM111 97V96H110ZM110 97H108V98H110ZM166 97V96H165ZM165 97H163L164 99H166ZM217 97V96H216ZM219 97V96H218ZM36 98H38V97H36ZM45 98V97H44ZM64 98V97H63ZM62 98V99H63ZM103 98H102V100H103ZM105 98H106V94H105ZM125 98H126V101L129 103V101L130 102H132V105H131V108H133V105H134V103L136 102V103H138L140 100H139V98H138V90L136 91L135 90V92L134 91H127V94H125V96H124V100H125ZM184 98V99H183ZM201 98V97H200ZM199 98V99H200ZM260 99H259V102H260V105L263 103V102H261L260 100H261V98H262V96L261 97H259ZM61 99V98H60ZM61 99V101L63 102V100ZM86 99V98H85ZM88 99H90V101H92V103L90 102V103H88V101H87V103H88V105L89 106H92V105H95V104H98V103H96V100H95V98H94V100H91L92 98H90V97H88ZM123 99V98H122ZM160 99H162V98H160ZM182 99H183V102H181L182 101ZM209 101H210V99L209 98H207ZM52 100V99H51ZM54 100V99H53ZM56 100V99H55ZM58 100V99H57ZM80 100V99H79ZM78 100V101H79ZM99 100H101V99H98L97 101H99ZM101 100V101H102ZM106 99H104L103 101H105ZM163 100V99H162ZM40 101V100H39ZM65 101V100H64ZM95 102V104H94V102ZM100 101V102H101ZM138 101V102H137ZM197 103H196V102ZM258 101V100H257ZM21 102V101H20ZM59 102V101H58ZM99 102V103H100ZM120 102H121V100H120ZM255 102V101H254ZM253 102V103H254ZM258 102V103H259ZM47 103V102H46ZM103 103V102H102ZM101 103V104H102ZM112 103V102H111ZM122 103H124L123 102V100H122ZM121 103V104H122ZM149 103V107H150V102H148ZM252 103V104H253ZM21 104V103H20ZM28 104V103H27ZM34 104V103H33ZM70 104H71V106H70ZM92 104V105H91ZM140 104V103H139ZM254 104H257L256 102L254 103ZM264 104V103H263ZM19 105V104H18ZM49 105V104H48ZM54 105V104H53ZM57 105V104H56ZM99 105V104H98ZM120 105V104H119ZM125 105V104H124ZM209 105V104H208ZM259 105V104H258ZM258 105H256V107L258 108ZM46 106V105H45ZM50 106V105H49ZM97 106V105H96ZM255 106V105H254ZM262 106V105H261ZM33 107V106H32ZM31 107V108H32ZM57 107V106H56ZM59 108H57L58 109V112L59 111H61L62 113L64 112V111H62L61 109H60V105L58 106ZM163 107V106H162ZM256 107H255V110L257 111V110H259V109H256ZM22 108V107H21ZM24 108V107H23ZM95 108V107H94ZM98 108H99V106H98ZM126 108V107H125ZM124 108V109H125ZM145 108V107H144ZM144 108H142V110L144 109ZM178 108H180V109H178ZM223 108V107H222ZM25 109V108H24ZM35 109V108H34ZM97 109V108H96ZM118 109V108H117ZM116 109V110H117ZM43 110V109H42ZM81 110V109H80ZM119 110V109H118ZM117 110V111H118ZM145 110V109H144ZM191 110V109H190ZM227 110V109H226ZM230 110V109H229ZM18 111V110H17ZM24 110H22V112H23ZM49 111V110H48ZM47 111V112H48ZM72 111H74V110H72ZM103 111V110H102ZM116 111V113H117V116H118V112H120V110L117 112ZM30 112V111H29ZM35 112H36V110H35ZM46 112V113H47ZM57 112V113H58ZM89 112L91 113V112H93L92 114H93V116H94V119H96L97 120V117H96V114H99V122L98 121H96V122H98V123H100V124H103L102 125V127L101 128H99L98 127V129L96 128L97 127V124H96V127H95V129L94 130H96V131H99L101 134H99V135H103L102 134V132H104L106 129H107V126L108 125H111L112 127H113V134H111L112 136H111V138L110 139H112L113 140V143H114V141H116L115 143H114V145H112V148H110V149H112V152H114L115 150H117V152H118V150H119V144H120V142H124V138H125V135L126 136H128L130 133H125V131H124V129L122 128V126L121 125H125V124H127L128 122H124L122 119H125L124 117H126L127 118V116L125 115L122 119H120L118 122H117V120L118 119H116V120H114V121H112L113 122V124L110 122L111 120H110V117H108V116H105V117H103V118H101L100 119V113L99 112H97V111H93V109L90 111V107H86V105H85V108L84 109H82L81 110V112H80V114L81 115H87V114H89ZM121 112H124V111H121ZM120 112V113H121ZM127 111H125L124 113H126ZM140 112H142V111H140ZM144 112H146V114H147V111L145 110ZM37 113V112H36ZM43 113L44 114H46L45 112H44V110H43ZM50 113H51V110H50ZM47 113V116H49L48 118H51L52 117V121L54 120V122L53 123H55L56 121H55V119H56V115H57V113H56V110L53 112V113ZM64 113V114H65ZM130 114H131V112H129ZM18 114V113H17ZM48 114H50V115H48ZM130 114H128V121H130L131 119H132V114H133V112H132V114L130 115ZM139 114V113H138ZM227 114V113H226ZM11 115V116H10ZM22 115V114H21ZM65 115H67V114H65ZM67 115V116H68ZM70 115H71V113H70ZM121 115H122V113H121ZM124 115V114H123ZM122 115V116H123ZM130 115V116H129ZM83 116V117H84ZM109 116H112V115H109ZM121 116V117H122ZM189 116V115H188ZM188 116H186V118H188ZM23 117V116H22ZM33 117V116H32ZM82 117V118H83ZM168 117V116H167ZM166 117V118H167ZM177 117V116H176ZM35 118V117H34ZM59 118H60V116H59ZM81 118V119H82ZM118 118V117H117ZM120 118V117H119ZM150 118V117H149ZM27 119V118H26ZM37 119L39 120V118L37 117ZM171 119V118H170ZM38 120H37V122L36 123H38ZM49 120V119H48ZM47 119H46V121L47 122H50V120L48 121ZM110 120V121H109ZM142 120V119H141ZM149 120V119H148ZM165 120V119H164ZM167 120V119H166ZM173 120V119H172ZM202 120V119H201ZM231 120V119H230ZM31 121H33L32 119H31ZM59 121V120H58ZM62 121V120H61ZM71 121V122H70ZM70 121H68V122H66L64 125H67V127H69V126H71V125H73L75 122H76V118L74 119V120H70ZM125 121H127L126 119H125ZM174 121V120H173ZM26 122V121H25ZM39 122H41V121H39ZM63 122V121H62ZM96 122H94V123H92L93 125H95V123ZM170 122V121H169ZM190 122V121H189ZM192 122V121H191ZM196 122V121H195ZM15 123H17V122H15ZM32 123V122H31ZM34 123V122H33ZM53 123H51L52 125H53ZM90 123V122H89ZM17 124H19V123H17ZM35 124V123H34ZM50 123L48 124V123H44V124H42V123H40L37 127H35L36 129H35V131L37 132V134L35 135V134H33V132H34V130H33V132L31 131L32 129H33V127L31 128V130L28 128V130H29V132H30V134H31V132H32V134L33 135H35L34 136V138L33 137H31L30 136V138H32V139H30V141L32 140V142H29V143H31V145H30V147L29 148H32V150L34 151H32L33 152V154H36L37 155V153H39V152H43V150H44V147H41V146H44V143L46 142V140L45 141H43V138H45L44 137V135H46L47 136V132H49V131H47L46 133L44 132V131H46V129L48 130V128L47 127H49L50 129H51V127H50V125H51ZM79 124V120L76 122V125H78ZM141 124H143V123H141ZM194 124V123H193ZM228 124V123H227ZM12 125V124H11ZM22 125V124H21ZM20 125V126H21ZM23 125H24V123H23ZM48 125V126H47ZM58 125H60V123L58 124ZM144 125V124H143ZM171 125V124H170ZM222 125V124H221ZM13 126V125H12ZM86 126V125H85ZM194 126V125H193ZM9 127V126H8ZM58 127V126H57ZM64 127V126H63ZM62 127V128H63ZM91 127V126H90ZM139 127H141V125L140 124H134L131 128L135 131V130H137ZM160 127V126H159ZM7 128V127H6ZM27 128V127H26ZM25 127H22L21 126V129H19L20 131L21 130H23V129H26ZM89 128V127H88ZM93 128H94V126H93ZM167 128V127H166ZM1 129V128H0ZM3 129H5L4 127H2V130ZM8 129V128H7ZM85 129V128H84ZM83 129V130H84ZM90 129V128H89ZM88 129V130H89ZM162 129V128H161ZM189 129V128H188ZM221 129H222V126H221ZM1 130V131H2ZM28 130L26 131V132H28ZM52 130H53V128H52ZM90 130H92V128L90 129ZM160 130V129H159ZM167 130V129H166ZM0 131V132H1ZM64 131V133L66 132V130H63ZM13 132H16V125H14V128H13V130H12V133ZM29 132L28 133H26V134H28L29 135ZM54 132V131H53ZM137 132V131H136ZM4 133V132H3ZM9 133V132H8ZM7 133V134H8ZM11 133V134H12ZM17 133V132H16ZM45 133V134H44ZM63 132L61 131V134H62ZM155 133H160V132H158V131H156V129H154V133H152L153 135H155ZM166 133V132H165ZM169 133V132H168ZM14 134V133H13ZM12 134V135H13ZM50 134V133H49ZM52 134V133H51ZM60 134V135H61ZM96 134H98L97 132H95V135L94 136H91L92 138H93V140H94V142H93V146H92V153L93 154H95V151H97L98 150V148L97 149H95L94 148V145H95V143H98V142H100V138H97V135ZM135 134H137V133H135ZM189 134V132H185V133H183L182 132V134H180V135H178V134H174L175 135V137H172V138H168L167 137V139L165 138V141H161L160 143H158V145L156 146L155 145V149L157 150L158 149V154L154 157V159H153V161H152V163L151 164H149V163H143V164H145V166H146V168L148 169H150V170H153L154 168H155V172H158V173H155V174H161V178L162 177H164V176H166L167 175V172L170 170V167H171V162L173 161V159H174V153H173V150H174V148H173V145L174 144H177V142H178V145H177V147L179 146V144H182V142L187 138V135ZM17 135V134H16ZM98 135V136H99ZM162 135V134H161ZM169 135V134H168ZM190 135V134H189ZM14 136V135H13ZM49 136V135H48ZM110 136V135H109ZM155 136H157V135H155ZM261 136V135H260ZM56 138H57V136H55ZM59 138V137H58ZM62 137L60 136V139H61ZM106 138H108V137H106ZM254 138V137H253ZM11 139V138H10ZM14 139V138H13ZM20 139V138H19ZM47 139V138H46ZM51 139V138H50ZM60 139H57L56 141H58V140H60ZM98 139V140H97ZM100 139V140H99ZM213 139V138H212ZM28 140V139H27ZM55 139H53V141H54ZM112 140L110 141V142H112ZM164 140V139H163ZM258 140V139H257ZM11 141V140H10ZM15 141V140H14ZM17 141H19V140H17ZM22 141V140H21ZM21 141H19L20 143H21ZM35 141H37L36 143H35ZM51 142H52V140H50ZM55 141V142H56ZM98 141V142H97ZM140 141V139H139V137H136L135 138V143L134 144H137L138 142ZM157 141H159V140H157ZM254 141H255V139H254ZM5 142V141H4ZM7 142V141H6ZM23 142H25V141H23ZM40 142H42V143H40ZM44 142V143H43ZM173 142V144H171ZM207 142H209V141H207ZM15 144H16V142H14ZM34 143H35V145H34ZM54 143V142H53ZM107 143H109V142H107ZM199 143V142H198ZM210 143H212V142H210ZM250 143V142H249ZM9 144H11V143H9ZM15 144H14V147H15ZM36 144H37V146H36ZM52 144V143H51ZM51 144H49V145H51ZM253 144V143H252ZM27 145V144H26ZM32 145H34L33 147H32ZM108 145V144H107ZM110 145V144H109ZM197 145H199V144H197ZM203 144H200L199 146H202ZM210 145V144H209ZM208 145V146H209ZM251 145V144H250ZM16 146H18V145H16ZM28 146H29V144H28ZM27 146V147H28ZM198 146V147H199ZM207 146V145H206ZM19 147V146H18ZM151 147V145H146V149L144 148V150L141 152V153H146V151H147V149L148 148H150ZM2 148V147H1ZM4 148V147H3ZM87 149L88 150V147L87 146H83L82 147V149ZM152 148V147H151ZM150 148V149H151ZM79 149H81V148H79ZM81 149V150H82ZM83 149V151L82 152H84V153H82V152H77V149H76V152H75V150L74 149H71L70 147L66 150V151H64V152H61V153H57V152H54V153H52V154H50L49 155V159H48V161H55V162H53V163H55V164H57V166L59 167V165H65V166H67V168H66V171H61V174L60 175H58V176H56V177H54L53 178V182L55 181V182H58V181H60V179L65 175V173H67V172H69L70 170V173H69V175H70V181L69 182H67V184H70V189L68 190V192H69V194L67 193V192H65L67 195L66 196H64L63 195V197H65L64 198V200H62L61 199V194H63L64 192H61L60 191V189H58V188H56L55 189V193H54V195H52L53 197H55V198H57L59 195H60V199H61V201H63V204H62V207H61V212H60V215H61V217H59V218H57L56 220L58 221V222H62V221H64L65 222V224H66V226H68L69 227V225H67L68 224V222H69V220L71 221V219H73V216H75V215H73L74 214V212H75V210H79L78 209V207H79V202H80V200H83V198L84 197H86V196H84L88 191H89V189H86V187H87V184H86V176H84V173H85V170H86V168L88 167V169L89 168H91L90 166H92V164H93V162H95V159L93 160V161H91V155L90 154H85V151L86 150H84ZM199 149H200V147H199ZM198 149V152L197 153H199V154H197V156H199L200 154H203L202 153V151H203V148H201L200 150ZM249 149V148H248ZM13 150V149H12ZM204 150H207V149H204ZM25 151V150H24ZM28 151V150H27ZM98 151H101V150H98ZM145 151V152H144ZM153 150H151V152H152ZM155 151V150H154ZM178 151V150H177ZM7 152V151H6ZM103 152V151H102ZM8 153V152H7ZM21 153V152H20ZM152 153H154V152H152ZM28 154V153H27ZM111 154V153H110ZM35 155V156H36ZM248 155V154H247ZM5 156V155H4ZM16 156V155H15ZM30 156V155H29ZM34 156V157H35ZM127 156V155H126ZM142 156H143V154H141V159L139 160L138 158L136 159V162L137 163H139V162H143L142 160ZM148 156V155H147ZM97 157V156H96ZM95 157V158H96ZM128 157V156H127ZM139 157V156H138ZM146 157V156H145ZM152 157V156H151ZM150 157V158H151ZM250 157V156H249ZM249 157H248V159H249ZM32 158V157H31ZM143 158H144V156H143ZM197 158V157H196ZM199 158H200V156H199ZM246 158V157H245ZM40 159V158H39ZM57 159V160H56ZM98 159V158H97ZM12 160V159H11ZM10 160V161H11ZM34 160V159H33ZM128 160H129V158H128ZM127 160V161H128ZM195 160V159H194ZM264 160V159H263ZM79 161V162H78ZM150 161V162H151ZM249 161V160H248ZM9 162V161H8ZM39 162V161H38ZM49 162V163H50ZM229 162H230V164H231V166L229 167V169H228V173L229 172H231V171H234V169H235V165H236V158H234V157H230L229 158ZM263 162V161H262ZM6 163V161L4 160H2V161H0V173H3V172H1V170H2V168L4 167H2V165L3 164H5ZM13 163V162H12ZM11 163V164H12ZM168 163H169V166H168ZM261 163V162H260ZM48 164V162L45 164V165H47ZM215 164V163H214ZM239 164H240V162H239ZM95 165V164H94ZM116 165V164H115ZM114 165V166H115ZM151 165V166H150ZM52 166V165H51ZM56 166V165H55ZM114 166H110L109 167V171H110V169L111 170H115V167ZM119 166V165H118ZM145 167L144 165H140V167ZM147 166H149V167H147ZM6 167V166H5ZM41 167H43V165L41 166ZM46 167V166H45ZM198 167V166H197ZM211 167H212V165H211ZM216 167V166H215ZM245 167V166H244ZM7 168V167H6ZM30 168V167H29ZM56 168V167H55ZM92 168H93V166H92ZM99 168V167H98ZM239 168V167H238ZM237 168V169H238ZM100 169V168H99ZM240 169V168H239ZM5 170H8V169H5ZM93 170H94V168H93ZM98 170V169H97ZM108 170V169H107ZM106 170V171H107ZM122 170V169H121ZM201 170V169H200ZM242 170V169H241ZM246 170V169H245ZM3 171V170H2ZM89 171V170H88ZM87 171V172H88ZM91 171V170H90ZM127 171V170H126ZM125 171V172H126ZM146 171V170H145ZM145 171H143L144 173H145ZM159 171H160V173H159ZM186 171H189V169L188 170H186ZM195 171V170H194ZM213 171V170H212ZM214 171H216L215 169H214ZM237 171V170H236ZM235 171V172H236ZM248 171V170H247ZM246 171V172H247ZM16 172V171H15ZM41 172H42V170H40L39 172H38V175H40L41 174ZM62 172H63V174H62ZM117 172V171H116ZM120 172V171H119ZM190 172V171H189ZM189 172H187V174L189 173ZM238 172V171H237ZM239 172H240V170H239ZM263 173H264V171H262ZM13 173V172H12ZM17 173V172H16ZM44 173V172H43ZM47 173V172H46ZM118 173V172H117ZM116 173V174H117ZM191 173V172H190ZM198 173V172H197ZM206 173V172H205ZM210 173V172H209ZM18 174V173H17ZM87 174V173H86ZM88 174H89V172H88ZM91 174H93V173H91ZM114 174H115V172H114ZM119 174V173H118ZM141 174H143V173H141ZM147 174V173H146ZM200 174V173H199ZM208 174V173H207ZM211 174V173H210ZM216 174V173H215ZM38 175H31L30 177H27V178H30L29 179V184L31 183V187H33V186H35L36 188H37V183H38V180L36 179V178H38ZM43 175V174H42ZM45 175V174H44ZM121 175V174H120ZM148 175V174H147ZM151 175H152V177H153V173H151ZM150 175V176H151ZM225 175H226V173H224L223 175H222V179L225 177ZM236 175V174H235ZM237 175H239V173L237 174ZM242 175V174H241ZM240 175V176H241ZM243 175H244V173H243ZM41 176V175H40ZM91 177H92V175H90ZM112 176V175H111ZM136 176V175H135ZM135 176H134V178H135ZM146 176V175H145ZM156 176V175H155ZM190 176V175H189ZM204 176V175H203ZM205 176H206V174H205ZM212 176L213 175H211V179H212ZM101 177V176H100ZM120 176L119 175H113L112 176V178H109L110 180H107V186H109V187H111V186H113L112 187V190H113V192H112V194H111V196H110V198L112 199V201L111 200H108V201H110V202H108L107 201V203H104L103 204V206H101V207H103L104 208V210L106 209V206L108 205L109 207H110V204H113V205H111V207L112 206H115V209H113L114 207H112V209H113V212H111V214L110 215H108L104 220H103V218H104V216L103 215H101V216H103V218H101L103 221H99L100 222V224L99 225H97L96 224V226H98L97 228H98V232L100 233V231L101 232H106V236L104 237V239H102V241L103 242H106V244H107V246H108V252H105V251H103V252H105V253H107V256L108 257H105V261H104V259H103V261L105 262V264H125L126 263V260L124 259V258H130L131 256H130V252L132 251L131 250V247L133 246V245H130L129 244V249H128V251H127V255H126V257H125V251H124V248H125V244H127L128 242H127V237L129 236V234H130V230H131V223L133 222V221H136L137 222V220H138V217L140 218V216L141 217H144V220H145V216H142L143 215V212L144 213H146L145 211H143L144 210V207H146L145 206V204H146V202H147V198H148V196H152L151 195V190H150V193H149V188H147V186L146 187H144L143 186V184H137V185H135V184H133V183H135L134 182V178L132 179V181L131 180H129L128 182H124V181H122L123 180V178L125 177V176H123L121 179L119 178ZM138 177V176H137ZM174 177V180H177V178H176V176H173ZM238 177V176H237ZM241 177H243V176H241ZM262 177L264 178V176L262 175ZM26 178V179H27ZM87 178H88V176H87ZM142 178V177H141ZM149 178H151V177H149ZM205 178V177H204ZM244 178V177H243ZM39 179H40V177H39ZM197 179V178H196ZM199 180H200V178H198ZM136 180H138V179H136ZM135 180V181H136ZM140 180V179H139ZM233 180H236V177L233 179ZM244 180V179H243ZM93 181V180H92ZM106 181V180H105ZM163 181V180H162ZM211 181V180H210ZM3 182V181H2ZM9 182V181H8ZM7 182V183H8ZM27 181L26 180H23V181H21V183H26ZM71 182H74V183H71ZM119 182H120V185H119ZM203 182H205V180L203 181ZM213 182V181H212ZM219 182V181H218ZM232 182V181H231ZM11 183H13V182H11ZM90 183V182H89ZM96 183V182H95ZM131 183V184H130ZM228 182H226L225 180H220V183L218 184L219 186V188H218V191L216 192V193H218L219 195H221V192H222V189L223 188H225L226 187V185L228 186V184H227ZM230 183V182H229ZM233 183H236V182H234L233 181ZM239 184L241 183V181L240 182H238ZM9 184V183H8ZM147 184V183H146ZM133 185H135V186H133ZM231 185V184H230ZM103 186V185H102ZM232 186V185H231ZM234 186V185H233ZM149 187V186H148ZM151 187V186H150ZM35 188V189H36ZM233 188V187H232ZM123 189H125V191L123 190ZM230 189V188H229ZM111 190V189H110ZM128 191H130V194L127 196V192ZM153 191H154V188H153ZM233 191V190H232ZM22 192V191H21ZM94 192V191H93ZM225 192V191H224ZM226 192H228V191H226ZM64 193V194H65ZM154 193H156V192H154ZM153 193V194H154ZM204 193H205V191H204ZM206 193H207V191H206ZM205 193V194H206ZM89 194V193H88ZM87 194V195H88ZM124 194H126V196L127 197H125L126 198V200L124 199V201L125 202H123L121 199H122V195H124ZM227 195H229V193L227 194L226 193V197H227ZM90 196H91V194H90ZM90 196H88V197H90ZM125 196V195H124ZM213 196H214V194H213ZM230 196V195H229ZM261 196H262V194H261ZM260 196V197H261ZM88 197H87V199H88ZM154 197V196H153ZM152 197V198H153ZM216 197H217V195H216ZM26 198V197H25ZM94 198V197H93ZM202 198V197H201ZM218 198V197H217ZM228 198V197H227ZM263 198V197H262ZM86 199V198H85ZM214 199H215V196H214ZM53 200H54V202L56 203V204H58L59 206L61 205V204H59L58 202H57V200L56 199H54L53 198ZM56 200V201H55ZM150 200V199H149ZM59 201V200H58ZM113 202V203H112ZM121 202H123L124 204L123 205H121ZM214 203L216 202V201H213ZM223 202V201H222ZM62 203V202H61ZM93 203V202H92ZM150 203V202H149ZM194 203V202H193ZM83 204V203H82ZM195 204V203H194ZM221 204V203H220ZM119 205H121L120 207V209H118L117 208V206H119ZM158 205V204H157ZM225 205V204H224ZM223 205V206H224ZM86 206V205H85ZM188 206V205H187ZM213 206V205H212ZM211 206V207H212ZM218 206V205H217ZM222 206V205H221ZM220 206V207H221ZM222 206V207H223ZM264 206V205H263ZM154 206H152V208H153ZM158 207V206H157ZM219 207V208H220ZM150 208V207H149ZM180 208H182V207H180ZM185 208H187L186 206H184V209ZM226 208V207H225ZM224 208V209H225ZM263 208V207H262ZM174 210L173 211H175V207L173 208ZM177 209V208H176ZM210 209H213V208H210ZM249 209V208H248ZM252 209V208H251ZM264 209V208H263ZM262 209V210H263ZM82 210V209H81ZM103 210V209H102ZM152 210V209H151ZM150 210V211H151ZM178 210H181V209H178ZM183 210V209H182ZM259 210V212H261L262 210H260V209H258ZM100 211V210H99ZM108 211H110V209H108ZM156 211H157V209H156ZM209 211V210H208ZM101 212V211H100ZM149 212V211H148ZM186 212H187V210H186ZM210 212L211 213H207L206 211L204 212V215H205V218H202L200 215L197 217L198 218V225L200 226V225H202V229H203V231H202V229L200 230V232L202 231V232H204V228H205V231L207 230L208 231V228L210 227V228H214V224H215V222L216 221H218L217 219V217H219V214H215V212H217V211H215V212H212L211 210H210ZM253 212H254V210H252V211H250L249 213H250V215H249V219L250 220H248L249 221V227L251 228L250 229V231H251V234H252V238H253V241H254V243L256 244L257 242H259V241H261V242H263V240H264V238L262 239V237H264V219H261L260 217V219L261 220H263L261 223H263L262 224V226H261V229L259 228V224H256V222H255V218H254V214H253ZM258 212V213H259ZM115 213V214H114ZM169 213V212H168ZM181 213V215H182V211L180 212ZM179 213V214H180ZM191 213V212H190ZM219 213V212H218ZM76 214V213H75ZM112 214H114L115 216H114V218H112ZM185 214V213H184ZM213 214H215V215H213ZM248 214V213H247ZM263 214V213H262ZM147 215V214H146ZM173 216V215H172ZM183 216V215H182ZM181 216V217H182ZM186 216V215H185ZM212 216H217L216 217V219H215V217L213 218ZM262 216H264V215H262ZM94 217V216H93ZM92 218V217H91ZM137 218V219H136ZM178 218H179V215H178ZM193 218V217H192ZM79 220H80V218H78ZM136 219V220H135ZM147 219V218H146ZM177 219V218H176ZM220 219V218H219ZM256 219H258V218H256ZM90 220V219H89ZM93 220V219H92ZM96 220H97V218H96ZM140 220H141V218H140ZM180 220H181V218H180ZM1 221V220H0ZM170 221V220H169ZM178 221V220H177ZM72 222V221H71ZM70 222V223H71ZM93 222V221H92ZM141 222V221H140ZM171 222V221H170ZM259 222V221H258ZM69 223V224H70ZM73 223V222H72ZM95 223V222H94ZM93 223V224H94ZM138 223H139V221H138ZM137 223V224H138ZM182 223V222H181ZM180 223V224H181ZM255 223V224H254ZM260 223V224H261ZM133 224H135L134 222H133ZM176 224H177V222H176ZM245 224V223H244ZM1 225V224H0ZM71 225V224H70ZM136 225V224H135ZM139 225V224H138ZM138 225H136L137 227H138ZM175 225V224H174ZM246 225V224H245ZM2 226V225H1ZM1 226H0V228H1ZM92 226V225H91ZM179 226V225H178ZM6 227V226H5ZM136 227V228H137ZM175 227V226H174ZM180 227V226H179ZM3 228V227H2ZM54 228V227H53ZM53 228H51L52 230H53ZM135 228V227H134ZM230 228V227H229ZM260 230H259V229ZM96 230V228L94 227L93 228V230ZM99 229H100V231H99ZM138 229V228H137ZM173 229V228H172ZM180 229H181V227H180ZM3 230H5V229H3ZM3 230H2V232H3ZM94 230V231H95ZM55 231H56V228L54 229V231H53V233H55ZM72 231V230H71ZM71 231H69V232H71ZM180 231H182V230H180ZM194 231V230H193ZM249 231V230H248ZM1 232V233H2ZM65 232V231H64ZM63 232V233H64ZM140 231L138 230V232L137 233H139ZM201 232V233H202ZM4 233V232H3ZM173 233V232H172ZM171 233V234H172ZM94 234H96V233H94ZM200 233L198 232L196 235H197V239H196V237H195V241L196 242H199V241H197V240H199L198 239V237H201V235L202 234H200ZM62 235V234H61ZM100 235V234H99ZM89 236V235H88ZM91 236V235H90ZM103 236V235H102ZM169 236V235H168ZM175 236V235H174ZM237 236V235H236ZM204 237V236H203ZM88 238V237H87ZM96 238L97 237H95V240H96ZM167 238V237H166ZM202 238V237H201ZM86 239V238H85ZM84 239V240H85ZM4 240V239H3ZM7 240V239H6ZM88 240H89V238H88ZM167 240V239H166ZM176 240V239H175ZM86 241V240H85ZM201 241V240H200ZM59 242V241H58ZM82 242H84V241H82ZM93 241H91L90 243H89V241H88V243L86 244L85 243V245L86 246H88V245H91V243H92ZM214 242V241H213ZM108 243H109V245H108ZM201 243V242H200ZM203 243H204V241H203ZM202 243V244H203ZM10 244V243H9ZM168 244V243H167ZM198 244V243H197ZM202 244H199V245H202ZM209 244L211 245L212 243L211 242H209ZM209 244L208 243H206L205 245V248L204 249H206V247L207 246H209ZM231 244V243H230ZM101 245H103V243L101 244ZM176 245V244H175ZM192 245V244H191ZM194 245H195V242H194ZM80 246H81V244H80ZM94 246H95V244H94ZM98 246V245H97ZM97 246H96V248H97ZM106 246V245H105ZM193 246V245H192ZM253 246V245H252ZM93 247V246H92ZM100 247V246H99ZM103 247V246H102ZM168 247H170V246H168ZM177 247V246H176ZM211 247V246H210ZM213 247V246H212ZM211 247V248H212ZM9 248V247H8ZM62 247H59V249H61ZM67 248V246H65L64 248H63V251L65 252V250H67L66 249ZM200 248H202L201 246H200ZM242 248V247H241ZM94 249H95V247H94ZM100 249V248H99ZM102 249V248H101ZM106 249V248H105ZM132 249H133V247H132ZM168 249V248H167ZM170 249V248H169ZM168 249V250H169ZM187 249L188 248H186V249H184L185 251L183 252H181L180 251V254L179 255H181L182 256V258H186V252H187ZM203 249V248H202ZM208 249V248H207ZM253 249V248H252ZM93 250V249H92ZM173 250V249H172ZM250 250H251V248H250ZM166 251V250H165ZM38 252V251H37ZM41 252V251H40ZM100 253V252H99ZM105 253H103V254H105ZM165 253V252H164ZM66 254V253H65ZM101 254V253H100ZM249 254H252V251H249ZM55 255H56V257H53V260H52V262L53 263H50V264H60L61 263V261L64 259V255H63V252H61V251H57L56 253H55ZM106 255V254H105ZM202 255V254H201ZM92 256H94V255H92ZM172 256H174V254L172 255ZM91 257V256H90ZM159 257H161V255L159 256ZM224 257V256H223ZM222 257V258H223ZM84 258V257H83ZM92 258V257H91ZM245 258V257H244ZM93 259V258H92ZM95 259V258H94ZM161 259V258H160ZM85 260H86V258H85ZM159 260V259H158ZM183 260V259H182ZM243 260V259H242ZM178 261H180V260H178ZM186 261H188V260H186ZM200 261V260H199ZM209 261V260H208ZM71 262H73V260L71 261ZM70 262V263H71ZM90 262V261H89ZM182 262V261H181ZM196 262H198V261H196ZM195 262V263H196ZM211 262V261H210ZM241 262V261H240ZM243 262V261H242ZM263 262V261H262ZM49 263V262H48ZM187 263V262H186ZM84 264V263H83ZM86 264V263H85ZM88 264V263H87ZM160 264V263H159ZM178 264H180V262L178 263ZM188 264V263H187ZM190 264V263H189ZM220 264V263H219ZM238 264H240V263H238ZM243 264V263H242ZM256 264H257V262H256Z\"/></svg>",
  "mask_w": 264,
  "mask_h": 264
}]
</instances>
